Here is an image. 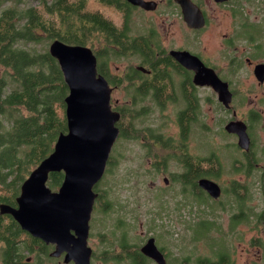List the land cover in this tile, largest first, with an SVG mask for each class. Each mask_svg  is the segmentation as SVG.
<instances>
[{
	"label": "flooded vegetation",
	"instance_id": "obj_1",
	"mask_svg": "<svg viewBox=\"0 0 264 264\" xmlns=\"http://www.w3.org/2000/svg\"><path fill=\"white\" fill-rule=\"evenodd\" d=\"M145 1L155 4L96 0L87 23L92 37L99 31L104 36V49L94 52L98 74L109 86L112 110L120 114L107 165L117 143L132 145L137 155L145 152L143 158L152 153V147L171 149L163 160L156 154L152 167L160 175L167 174L165 184H181L177 219L183 249L177 258L173 249L165 248L167 236L165 245L158 240L161 234L139 235L144 224L141 207L135 204L131 220L117 215L116 232L103 229L88 237L90 264L97 258L158 264L141 251L151 237L165 264H235L236 242L250 245L243 249L247 252L244 264H264V53L260 52L264 30L257 21L264 17V0ZM172 51L189 54L181 62ZM212 70L227 83L229 92L222 84L212 83ZM230 121L244 123L248 149L239 145L237 132L225 129ZM203 133L205 141L199 139ZM223 133L231 139L221 138ZM227 148L233 152L229 156L222 154ZM117 156H123L122 150ZM168 157L181 163V170H164ZM203 178L219 185L218 195L201 185ZM96 193L95 203L104 204L102 215L115 210L104 193ZM174 219L170 214L166 217L168 236H172ZM215 235L223 239L214 246V255L189 247ZM251 248L258 259L250 257ZM62 257L64 262V255L54 258Z\"/></svg>",
	"mask_w": 264,
	"mask_h": 264
},
{
	"label": "water",
	"instance_id": "obj_2",
	"mask_svg": "<svg viewBox=\"0 0 264 264\" xmlns=\"http://www.w3.org/2000/svg\"><path fill=\"white\" fill-rule=\"evenodd\" d=\"M131 1L141 5L155 4L153 1ZM49 52L58 60L69 89L65 98L67 132L57 135L52 151L24 179L20 195L16 197L17 206L2 202L0 212L13 214L33 236L55 244L50 256L64 255L65 263L90 264L92 249L88 237L93 202L97 197L94 187L106 170L118 135L115 122L120 114L111 108L109 86L102 75L96 74L97 57L90 46L54 38ZM172 54L182 62L189 53L172 51ZM78 61H82L85 69L76 65ZM89 61L93 64L91 70L87 67ZM212 72V83L222 84L229 92L227 83ZM225 129L237 132L239 145L249 148L243 122L230 121ZM53 171H64L57 191L47 185L49 173ZM200 183L213 195L219 194L220 188L215 181L203 178ZM141 251L158 264H165L154 238L151 237Z\"/></svg>",
	"mask_w": 264,
	"mask_h": 264
},
{
	"label": "trees",
	"instance_id": "obj_3",
	"mask_svg": "<svg viewBox=\"0 0 264 264\" xmlns=\"http://www.w3.org/2000/svg\"><path fill=\"white\" fill-rule=\"evenodd\" d=\"M91 16L85 0H40L39 5L0 0V65L5 67L0 77V203L14 202L23 169L34 160L30 171L31 165L49 154L56 133L65 130L57 107L65 105L68 87L59 62L48 49H37L28 42L60 38L91 47L87 24ZM5 103L29 114L7 125L8 119L2 118ZM50 176L52 184L60 186L64 172H51ZM42 242L11 214L0 212V264H30L27 254H33L36 264H43L41 258L50 247ZM225 261L222 255L221 263Z\"/></svg>",
	"mask_w": 264,
	"mask_h": 264
},
{
	"label": "rangeland",
	"instance_id": "obj_4",
	"mask_svg": "<svg viewBox=\"0 0 264 264\" xmlns=\"http://www.w3.org/2000/svg\"><path fill=\"white\" fill-rule=\"evenodd\" d=\"M28 4L39 5L40 0H26ZM86 2V10L92 11L95 10L97 6L96 0H85ZM239 11H242L241 6H239ZM44 18L48 17V15L44 14ZM243 20L241 16L238 17V23ZM261 26V30H264V17L257 20ZM138 31V30H134ZM254 31V30H252ZM262 36H264V32L262 31ZM91 37V47L98 54V51H102V42L104 41V36L101 32H96L94 36ZM54 39L44 38L42 41L28 42V45H33L37 49L46 48L49 50V46ZM68 43V42H67ZM74 44V43H71ZM77 44V43H75ZM17 45L29 48L22 43H18ZM90 46V45H88ZM260 52L264 53V46L261 47ZM134 59V58H132ZM117 63H120L117 60ZM5 67L0 65V77L2 76ZM63 96V95H62ZM58 113L61 121L64 123L63 129H67V119H66V107L62 104L58 105ZM5 110V114L2 115V118L8 119L7 125L10 124L14 119L19 117L20 115L27 116L29 114L28 111L23 110L22 112L19 110L18 106H11L8 103H5L3 106ZM58 132L56 133V137ZM55 137V139H56ZM206 133H203L199 136V139L205 141ZM223 139H231V136L223 133L221 135ZM53 141V146L54 142ZM122 150L123 156H117L118 150ZM169 148L163 147L161 149L152 147V153H147L146 158H143L145 152H140L138 155L134 152V147L132 145L123 146V143H117L112 152V160L109 161L106 166L105 173L103 177L99 180V182L95 185V191L104 193L105 200L108 201L111 206L115 208L114 211L110 210L106 215H102V211L104 208V204L100 202L94 203L95 210L92 212V217L90 220V235L89 238L96 236L97 233L101 232L103 229L114 233L116 232V223H117V215L120 213V219L124 218L127 221L131 220V209L133 206L137 204L140 206V216L141 220L144 224L143 232L141 235L143 238L145 236H154L161 234L158 237V240L162 244H167L165 237L167 236L169 239L168 244L166 245V249H173L175 257L179 258L183 249V241L181 240V224L177 219L178 214H180L181 209V200L182 195L180 193L181 184L175 181V184H165L163 179L167 174L160 175L158 170L153 168V164L155 160H157L154 156L159 154V159H165L167 155L170 153ZM150 151V150H147ZM222 153L225 156L231 155L233 152L231 148H227L223 150ZM149 160L152 161L151 165L149 164ZM34 160L31 162L33 163ZM30 163V164H31ZM29 164V165H30ZM36 165H31L30 167L33 169ZM29 165L27 169H23L22 179L16 183L17 191L15 193V197L20 192V186L23 180L29 175L30 168ZM163 168L166 171L174 172L181 170V163L177 161H173L172 158L168 157L165 164H163ZM29 171V172H28ZM47 184L53 189L57 190L59 185H53L51 182V176L47 182ZM170 185V186H169ZM103 188V189H100ZM15 199V198H14ZM9 202V201H7ZM120 205V206H118ZM169 205H173L174 207H169ZM118 206V207H117ZM119 209V211H118ZM174 216V224L170 226L172 230V236H168V224L166 222L167 215ZM150 218L149 222L147 221ZM147 224V225H146ZM146 225V226H145ZM131 233V232H130ZM177 233V234H176ZM176 234V235H175ZM117 235H121V230L118 228ZM179 235V237H178ZM174 238V239H173ZM212 238V239H211ZM211 238H206L200 243H189V247L199 253L214 255V246L222 241L223 237L218 238L217 236H212ZM126 239L123 238V241ZM215 240V241H214ZM43 243V242H42ZM53 244V243H48ZM49 246V245H48ZM249 243H235V247L237 249V254L234 257L235 264H244L247 258V252L243 249H247L249 247ZM50 247V246H49ZM51 248V247H50ZM55 248V244H54ZM49 249V251L53 250ZM179 248V249H178ZM129 251H133L131 248ZM200 254V255H204ZM30 256L27 260L31 262L30 264H36L38 262L33 258V254H27ZM255 257L258 259V255L255 250L250 249V257ZM106 259V258H104ZM33 261V263H32ZM41 262L43 264H65L62 258H54L47 255L41 258ZM259 264L260 261H258ZM72 264V263H68ZM94 264H128L126 261L119 260H110L106 259L102 261L101 259H95Z\"/></svg>",
	"mask_w": 264,
	"mask_h": 264
},
{
	"label": "bare ground",
	"instance_id": "obj_5",
	"mask_svg": "<svg viewBox=\"0 0 264 264\" xmlns=\"http://www.w3.org/2000/svg\"><path fill=\"white\" fill-rule=\"evenodd\" d=\"M81 62H82V61H78L76 65H77L78 67H81V69H85V66H82V65H81ZM73 65H74V64H73ZM77 66H75V70L77 69ZM87 67L91 70V68L93 67V64L89 61L88 64H87ZM96 74H97V76L100 75V74H98V69H97V73H96ZM71 75L73 76V72H71ZM68 94H69V89H68V93H67V94L65 95V97H64L65 107H66V105H67V102H66L65 98H66V96H67ZM107 123H109V121H107ZM64 131L67 132V130H64ZM61 132H62V131H61ZM61 132H60V133H61ZM37 165H38V164H37ZM34 168H35V167H34ZM34 168L31 170V172L34 170ZM31 172H30V173H31ZM53 172H56V171H53ZM63 172H64V171H63ZM50 174H51V172L49 173L48 180H49V178H50ZM29 175H30V174H29ZM29 175H28V176H29ZM28 176H27V177H28ZM63 179H64V178H63ZM48 180H47V182H48ZM22 183H23V182H22ZM47 185H48V184H47ZM48 186H49V185H48ZM49 187H50V186H49ZM50 188H51V187H50ZM51 189H52V188H51ZM20 191H21V186H20ZM52 191H57V190H53V189H52ZM18 195H20V192H19ZM18 195H17V196H18ZM17 196H16V197H17ZM16 197H15V200H14V204H12L11 202H6V201H3V202L9 203V204H11V205H13V206H17ZM1 203H2V202H1ZM94 203H95V201L93 202V208H94ZM3 214H4V213H3ZM7 214H11V213H7ZM11 215L14 217L13 214H11ZM14 219H15L16 221H18L15 217H14ZM18 222H19V221H18ZM19 223H20V222H19ZM20 225H21V223H20ZM21 226H22V225H21ZM22 228H23V227H22ZM23 229H24V228H23ZM72 231H73V230H72ZM28 232H29V231H28ZM29 233H30V232H29ZM30 234H31V233H30ZM31 235H32V234H31ZM38 238H39V237H38ZM40 239H41V238H40ZM42 240H43V239H42ZM43 241H44V240H43ZM46 243H47V242H46Z\"/></svg>",
	"mask_w": 264,
	"mask_h": 264
}]
</instances>
